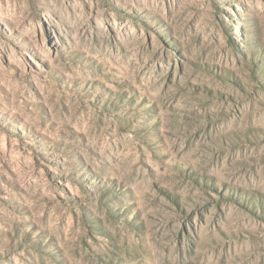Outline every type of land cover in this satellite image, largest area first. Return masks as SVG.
I'll use <instances>...</instances> for the list:
<instances>
[{
	"label": "rangeland",
	"instance_id": "374dc122",
	"mask_svg": "<svg viewBox=\"0 0 264 264\" xmlns=\"http://www.w3.org/2000/svg\"><path fill=\"white\" fill-rule=\"evenodd\" d=\"M0 264H264V0H0Z\"/></svg>",
	"mask_w": 264,
	"mask_h": 264
}]
</instances>
